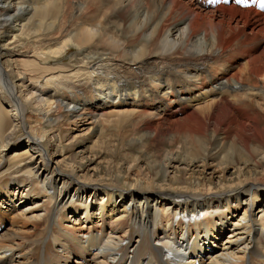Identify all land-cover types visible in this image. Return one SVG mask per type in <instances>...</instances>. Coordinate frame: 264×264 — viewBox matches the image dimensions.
<instances>
[{"label": "bare ground", "instance_id": "bare-ground-1", "mask_svg": "<svg viewBox=\"0 0 264 264\" xmlns=\"http://www.w3.org/2000/svg\"><path fill=\"white\" fill-rule=\"evenodd\" d=\"M3 220L0 264H264V0H0Z\"/></svg>", "mask_w": 264, "mask_h": 264}, {"label": "rangeland", "instance_id": "rangeland-1", "mask_svg": "<svg viewBox=\"0 0 264 264\" xmlns=\"http://www.w3.org/2000/svg\"><path fill=\"white\" fill-rule=\"evenodd\" d=\"M17 51L18 52L21 51V48H18ZM75 51L76 50L72 49L70 53L65 55L63 57V59H62L63 62L69 61V58L71 56L75 55V53H73ZM50 66L52 67V65H50ZM39 86H43V84H40ZM107 111H109V110H106L104 112L107 113ZM179 116H182V115H179ZM138 122H139L138 119L135 120V119H132V118H131V121H123L121 119L119 123L115 120L113 123L109 124L108 129H110V130L106 131V135L109 136L108 140H105V139H102V140L105 141L107 144H116V140L118 139V137H116L115 135L119 134V135L122 136V133H124L126 136H130L131 134L136 136L137 133H138V130H139L138 127L136 126V124ZM86 127L87 126H84V125L79 124V123H77L76 126L75 125H63L62 126L63 131H62V142H61V144H62L63 150H64L62 152V158L64 156L66 157L67 155H68L67 157H69V155L71 153L79 152L80 150H82V146H80V145L84 144L86 138H88V136H89L88 133H86L87 132V130H85ZM134 127H135L136 130L134 129ZM120 132H121V134H120ZM130 132H131V134H129ZM74 137H76V138H74ZM72 138H74V141H73V144H75L74 148H71L72 146H70L71 145L70 141H71ZM142 150H139V148H136V146L135 147H130V149H128L126 151L127 153L123 152V154L125 153V155L127 154V156H133V157H138V158L140 157L139 160H140L141 163L138 162V164H139V166H142L143 164L148 162V159L145 156L146 152L148 153V155H151V154H155L156 155L158 153L161 154L160 151H162V150L156 149V148H153V149L152 148H147L145 152H144V150L143 151ZM95 154L96 153L94 152L92 155H95ZM86 155H87V153H86ZM121 155H122V152L121 153L119 152L117 154V157H119ZM101 157L106 158L107 157L106 156V152H102L101 153ZM97 160L93 161L92 165H91L90 162H87L85 160L84 161L85 166L91 165V168L94 167V170H95L97 168V166H98V162H100L99 159H97ZM88 169H90V168L88 167ZM1 225H2V227H1L0 235L3 232H5V231H9V232L10 231H14V228L12 229V227L10 226V222L7 221V220H3ZM130 229H131L130 238H134L135 239L136 237H140L141 236L140 233L138 232V230L136 229L135 225L131 224L130 225ZM22 234L23 235H27V236H29V235H31V236L32 235L33 236L34 235H39V237H38V239H37V241H36V243L34 244V247H33L34 254H35V259H36L37 263H39V264L42 263V260H43V264H45V263L47 264V262H49V260H51L49 258L51 257L52 251L54 249V246H53V243H52V236H51L53 234L49 233L48 230H44L42 232V228L37 229L36 232L32 229V230H29L27 233L23 232ZM150 246H151V242L147 241L146 239L143 240L141 242V244H140V247H139V252H138L139 256L142 257V258L147 256L150 253ZM70 264H73V263L71 262Z\"/></svg>", "mask_w": 264, "mask_h": 264}]
</instances>
